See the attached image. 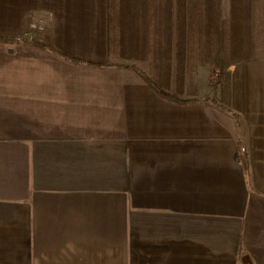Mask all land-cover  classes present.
I'll return each mask as SVG.
<instances>
[{"label": "crops", "instance_id": "1", "mask_svg": "<svg viewBox=\"0 0 264 264\" xmlns=\"http://www.w3.org/2000/svg\"><path fill=\"white\" fill-rule=\"evenodd\" d=\"M0 37V264H264V58L156 66L181 103L97 66L110 0H0Z\"/></svg>", "mask_w": 264, "mask_h": 264}, {"label": "trees", "instance_id": "2", "mask_svg": "<svg viewBox=\"0 0 264 264\" xmlns=\"http://www.w3.org/2000/svg\"><path fill=\"white\" fill-rule=\"evenodd\" d=\"M126 2V10L123 4ZM131 2V3H130ZM256 0H230V18L225 24L227 31L228 51L233 54L237 50L245 51V59L252 58L249 50H253V27L256 26ZM124 8V9H123ZM132 10V11H131ZM127 11L126 18L132 21L135 38V52L143 58L161 65L168 61L173 52L181 60H194L201 49L207 53L214 48L219 49L221 29L220 0H110V42L114 51L117 41L115 31L119 22L124 19L121 12ZM119 31V30H118ZM123 39V38H122ZM175 40V41H174ZM1 41H11L0 37ZM124 42V41H120ZM126 42V41H125ZM215 42L216 45L211 46ZM122 47H124L122 45ZM147 56V57H146ZM244 59V60H245ZM159 61V62H158ZM118 66L134 69L160 96L181 103L197 101L184 100L176 94L166 91L155 78L132 64L108 63L97 65ZM217 106L233 114L239 127H242L240 115L213 99ZM240 162L249 174V159L246 152L240 154Z\"/></svg>", "mask_w": 264, "mask_h": 264}, {"label": "rangeland", "instance_id": "3", "mask_svg": "<svg viewBox=\"0 0 264 264\" xmlns=\"http://www.w3.org/2000/svg\"><path fill=\"white\" fill-rule=\"evenodd\" d=\"M220 2V23L222 26H220L221 35L219 49H211L208 53L207 50L201 49L202 52L198 53L194 60L183 59L181 61L178 58V54H174L172 52L170 56H167L168 61H160L161 65L157 66L159 68L163 66L165 78L169 80V84L167 86L169 91L175 92L178 89L174 83V79L181 81L183 78H185L186 81L190 82V80H193L195 73L199 77L202 71L210 76L214 85V90L216 94L218 93V96H220L223 92H226L228 89V85L231 80V66L236 62L244 60L246 56L244 55V50H237L233 54H230L231 51H228L229 45L227 44V28L225 24L228 22L231 14L230 0H220ZM123 6L125 7V9H123L126 10V2L123 4ZM121 13L125 18L121 19L122 21L119 22V29H117L114 33V40L117 42L115 44L114 57H112V59L118 63L136 65L137 67L144 70L148 75L153 77V69L156 67V62L152 64V60L145 58V56L143 58L142 54L135 52V33L132 26H130V24L132 25V21L129 18H126V13H128L127 11ZM255 13L256 26L253 27L252 41L254 46L253 50H249L248 55H250L252 58H264V0H256ZM120 41L124 42L120 43ZM122 45L124 47H122ZM213 45H216L215 42L211 43L212 47H214ZM185 79L180 84L185 83ZM167 89L165 90L168 91Z\"/></svg>", "mask_w": 264, "mask_h": 264}]
</instances>
